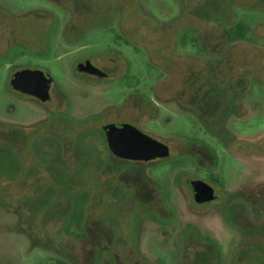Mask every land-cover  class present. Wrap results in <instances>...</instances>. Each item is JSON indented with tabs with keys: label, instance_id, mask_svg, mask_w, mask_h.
I'll return each instance as SVG.
<instances>
[{
	"label": "rangeland",
	"instance_id": "374dc122",
	"mask_svg": "<svg viewBox=\"0 0 264 264\" xmlns=\"http://www.w3.org/2000/svg\"><path fill=\"white\" fill-rule=\"evenodd\" d=\"M238 21L253 33L230 42ZM24 67L51 102L10 86ZM112 122L171 155L115 156ZM194 177L220 201L195 202ZM56 259L264 264V0H0V264Z\"/></svg>",
	"mask_w": 264,
	"mask_h": 264
},
{
	"label": "water",
	"instance_id": "95a60500",
	"mask_svg": "<svg viewBox=\"0 0 264 264\" xmlns=\"http://www.w3.org/2000/svg\"><path fill=\"white\" fill-rule=\"evenodd\" d=\"M78 71L105 76L106 72L95 66L91 60L78 64ZM53 77L49 72L38 69L17 70L10 79V86L24 94H30L42 101L50 100ZM111 152L126 160L152 161L171 155L170 146L130 123H108L103 125ZM196 202L204 203L216 198L212 185L201 179L188 180Z\"/></svg>",
	"mask_w": 264,
	"mask_h": 264
},
{
	"label": "trees",
	"instance_id": "16d2710c",
	"mask_svg": "<svg viewBox=\"0 0 264 264\" xmlns=\"http://www.w3.org/2000/svg\"><path fill=\"white\" fill-rule=\"evenodd\" d=\"M224 32H225L226 37L229 39L230 42H235V41H239V40L248 39L250 37V35L253 33V28H252V26H250V25H248L242 21H238L236 24L230 26L229 28H225ZM191 34L195 36V38L193 36V41L199 42L198 33L192 32ZM186 37H187V35H186ZM217 122H219V121H217ZM186 185L188 186L187 183H186ZM45 264H68V263L63 261V260L56 259L53 261L51 260V262L48 261Z\"/></svg>",
	"mask_w": 264,
	"mask_h": 264
},
{
	"label": "flooded vegetation",
	"instance_id": "af4514ba",
	"mask_svg": "<svg viewBox=\"0 0 264 264\" xmlns=\"http://www.w3.org/2000/svg\"><path fill=\"white\" fill-rule=\"evenodd\" d=\"M117 52L120 53V54L122 53L120 50H117ZM88 59L91 60V62H92L95 66H97V65L93 62V58L84 57L82 60L78 61L77 65H76V69H77L78 64L83 63L84 61H86V60H88ZM111 61L114 63V56L111 57ZM97 67L100 68L102 71L106 72V71L103 70L101 67H99V66H97ZM21 69H29V68L24 67V68H21ZM19 70H20V69H19ZM38 70H41V69H38ZM42 71H44V70H42ZM77 72H79V73H81V74L92 75V76H94L95 78H98V79H106V78H109V77H111V76H114V75H110V73H108V72H106V75H105V76H99V75H95V74H91V73L83 72V71H78V70H77ZM50 89H51V87H50ZM23 94H24V93H23ZM26 95L29 96V97L32 98V99H35V100L39 101L40 103H48V102H51V101H52V98H53L51 92H50L51 98H50V100H47V101H42V100L38 99L37 97L32 96V95H30V94H26ZM112 123H113V122H112ZM106 124H108V123H106ZM104 125H105V124H104ZM102 127H103V126H102ZM105 136H106V135H105ZM106 140H107V137H106ZM192 179L195 180V179H200V178H198V177H194V178H192ZM211 179H212L211 181H206V180H204V179H201V180L206 181V182L209 183L210 185H212V186L214 187V189H215L216 198H215L214 200H212V201L204 202V203H209V204L218 203V201H220V192L217 191L215 185L213 184V182L218 181V179L215 178V177H212ZM188 180H189V179L186 180L187 183H188ZM188 184H189V183H188ZM188 186H189L190 189H191L190 184H189ZM191 192H192V195H193V191H192V189H191ZM193 198H194V201L196 202L194 195H193ZM204 203H201V204H204Z\"/></svg>",
	"mask_w": 264,
	"mask_h": 264
}]
</instances>
